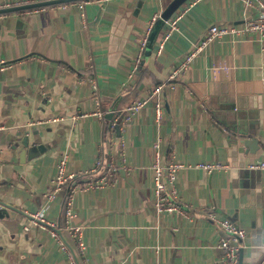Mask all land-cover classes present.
Segmentation results:
<instances>
[{"label": "crops", "instance_id": "obj_1", "mask_svg": "<svg viewBox=\"0 0 264 264\" xmlns=\"http://www.w3.org/2000/svg\"><path fill=\"white\" fill-rule=\"evenodd\" d=\"M44 1L50 0H0V8ZM82 1L0 15V60L11 65L0 76V196L9 204L0 219V264L13 258L74 264L69 255L75 264H225L219 248L225 234L212 212L246 231L244 263L264 264V173L248 168L264 160V43L248 31L264 1L189 0L171 18L182 14L161 53L171 20L152 50L142 47V39L148 41L151 19L172 0H92L81 11L76 3ZM212 25L234 32L209 43L175 87L157 97L155 87ZM80 76L97 81L102 108L115 114L139 99L150 103L123 129L121 123L110 129L114 113L73 121L95 110ZM53 119L59 120L47 122ZM158 141L162 165L175 159L186 166L178 186L187 216L160 215L154 208ZM34 147L40 153L29 159ZM65 154L68 172L77 177L48 202L45 194ZM100 157L118 168L114 182L82 189L100 176L87 174ZM220 162L228 168L208 173L197 166ZM69 200L74 224L83 228L84 254L62 230ZM41 209L59 239L32 225L28 214Z\"/></svg>", "mask_w": 264, "mask_h": 264}, {"label": "built area", "instance_id": "obj_2", "mask_svg": "<svg viewBox=\"0 0 264 264\" xmlns=\"http://www.w3.org/2000/svg\"><path fill=\"white\" fill-rule=\"evenodd\" d=\"M92 0H86L82 2H77V7L83 11L84 6L86 3L90 2ZM200 0H194V3H197ZM260 3V9H261V15L259 18H257L254 21H251L248 24V31L257 33L260 35V38L262 42L264 43V2ZM160 15H155L150 22V26L147 29L148 35L150 34L154 24L158 20ZM182 17V14L178 16L174 21L171 20L170 29L168 33L164 36L163 41L159 44L158 52L161 53V51L164 49L165 43L171 36V32H173L174 29H176L177 21L180 20ZM234 32L233 29H229L228 27L219 26V25H212L206 36L194 47L193 51L187 55L180 63L179 65L175 66L171 72L169 73L168 79L164 81L163 83L157 85L154 89V94L158 97L161 93L162 89L165 87L173 88L175 87L176 81L178 82V79H180L187 71H189L191 64L195 57L203 51L209 43L216 39L224 38L229 33ZM147 39H142V47H146ZM142 55L141 53L137 56L135 60V67L134 71L138 70V66L141 62ZM11 65L3 60H0V76L3 72H5L7 69H9ZM79 83L84 85H89L91 88L93 97H94V103H95V110L91 114H79L74 116L72 119L77 120L79 118H85L88 116H94L100 120H104L110 113V111L103 109L101 106L100 99L98 97V84L95 79H93L90 76H80L79 77ZM150 103V99H139L135 101L132 105L121 109L119 111H116V114L114 113L115 119L114 122L111 123L110 129L114 130V128L117 126V123H121V127L126 128L130 123L133 122V119L135 115L140 113L143 109L147 107V105ZM154 109H155V116L157 122H160L163 118V106L159 98L156 99L154 103ZM59 119H53L48 120L47 122H55ZM39 124V123H38ZM154 147L156 148V160L155 164L153 166L154 171V208L158 214H179L182 216H187L186 213V206L187 203L183 200V198L180 195L179 186H178V179L180 172L186 167L181 162L171 159L167 165H162L160 161V153H159V147L160 142L158 141ZM70 157L69 155L65 154L63 158L60 160L57 166V172L52 180V190L45 194V198L48 202L54 201L58 198V196L61 193H64L65 190L70 187L73 183V181L76 179L77 175L75 173L68 172V164ZM123 162H125V159H123ZM199 168L205 170L208 173H212L214 171H221L228 168V165L224 163H201L197 165ZM251 170H256L264 173V160L251 163L248 166ZM118 171V168L115 165H112L110 163H106L103 158H98L96 161V165L94 166L91 171L87 172V174H94L100 172V176L97 178H89L83 186L82 189L84 190H90V189H96L101 188L104 186H107L114 182L115 175ZM77 185L72 186L70 189L73 191ZM46 210L41 209L33 214H28L32 225L39 227L40 229L48 230L51 233V236L55 239H59V231L55 225V223L50 222L46 218ZM75 213L72 208V204L70 200L68 201L67 205L64 208V222H63V232L68 235V237L72 240H74V243L76 244L77 250L79 254H84L86 251V245L83 240V228L80 226H76L74 224L75 220ZM212 221L217 223L219 228L224 232L225 237L221 240L219 243V248L224 253V260L225 264H239V253L241 248V242L240 239H245L246 237V231L239 227L237 224H235L233 221H231L228 218H219L217 217L216 213H211ZM61 245H63V248H67L63 242H60ZM159 250V248H157ZM71 257V261L75 262V259L72 257V255H69ZM156 264H162L160 260Z\"/></svg>", "mask_w": 264, "mask_h": 264}, {"label": "water", "instance_id": "obj_3", "mask_svg": "<svg viewBox=\"0 0 264 264\" xmlns=\"http://www.w3.org/2000/svg\"><path fill=\"white\" fill-rule=\"evenodd\" d=\"M70 1H79V0H50V1H44V2H39V3H32V4H26L22 6H17V7H1L0 8V15L2 14H8V13H14L26 9H31V8H39V7H44L48 5H54V4H61V3H67ZM189 0H172L170 4L164 9V11L161 13L160 17L154 24L150 35L148 37L147 41V48L149 50H152L155 46L156 40L158 36L160 35V32L164 28L165 24L171 20V18L174 16V14L184 5L188 2ZM264 1V0H263ZM134 3V1L130 2L129 8ZM113 114L110 113L107 117H110V115ZM24 145L28 146L29 142L28 139H24ZM253 144V143H251ZM40 153L39 149L34 147L29 151L28 158L32 159L38 156ZM122 175H126V172L121 170L120 172ZM9 208V204L6 203L4 198L0 196V219H4L7 217L8 213L7 210ZM244 254L245 250L243 247L240 248V253H239V264H245L244 263ZM10 264H20L16 261V259H11Z\"/></svg>", "mask_w": 264, "mask_h": 264}, {"label": "rangeland", "instance_id": "obj_4", "mask_svg": "<svg viewBox=\"0 0 264 264\" xmlns=\"http://www.w3.org/2000/svg\"><path fill=\"white\" fill-rule=\"evenodd\" d=\"M59 234H60V232H59ZM244 240H245V239H240V242H241V243H243V242H244Z\"/></svg>", "mask_w": 264, "mask_h": 264}, {"label": "trees", "instance_id": "obj_5", "mask_svg": "<svg viewBox=\"0 0 264 264\" xmlns=\"http://www.w3.org/2000/svg\"><path fill=\"white\" fill-rule=\"evenodd\" d=\"M69 191V190H68Z\"/></svg>", "mask_w": 264, "mask_h": 264}]
</instances>
